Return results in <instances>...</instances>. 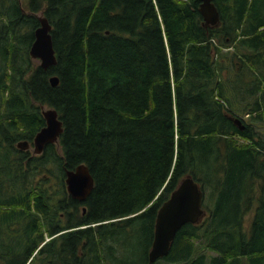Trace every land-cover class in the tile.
<instances>
[{
	"label": "trees",
	"instance_id": "1",
	"mask_svg": "<svg viewBox=\"0 0 264 264\" xmlns=\"http://www.w3.org/2000/svg\"><path fill=\"white\" fill-rule=\"evenodd\" d=\"M211 1L213 27L199 0H0V264H148L157 209L186 176L206 215L151 264H264V0ZM37 15L47 69L28 54ZM40 106L62 130L29 158L15 143L44 125ZM80 163L92 188L73 201L62 169ZM45 169L55 203L34 180Z\"/></svg>",
	"mask_w": 264,
	"mask_h": 264
},
{
	"label": "water",
	"instance_id": "2",
	"mask_svg": "<svg viewBox=\"0 0 264 264\" xmlns=\"http://www.w3.org/2000/svg\"><path fill=\"white\" fill-rule=\"evenodd\" d=\"M198 13L203 26H216L219 23L218 12L211 0H199ZM38 26L33 31V41L28 54L38 61L42 69L55 64L54 52L49 35L50 24L43 15H37ZM51 86L56 85L57 78L49 77ZM44 125L34 134L31 145L19 140L15 147L21 151L30 150L32 154H40L46 144L55 143L61 133V122L53 108L40 106ZM233 124L240 130L243 125L239 119L233 118ZM64 188L66 194L78 201H83L92 188V178L84 164H77L72 169H64ZM203 193L198 184L190 177H183L157 209L153 237L147 254V262L151 264L164 256L176 231L185 223L195 224L202 215L201 202ZM82 212L84 209L82 208Z\"/></svg>",
	"mask_w": 264,
	"mask_h": 264
},
{
	"label": "rangeland",
	"instance_id": "3",
	"mask_svg": "<svg viewBox=\"0 0 264 264\" xmlns=\"http://www.w3.org/2000/svg\"><path fill=\"white\" fill-rule=\"evenodd\" d=\"M220 50H221V52H226L223 48H220ZM229 52H230V50H228ZM32 62L34 63V64H38V61L37 60H35V59H32ZM44 108H47V107H45L44 106ZM243 118H245V116H242ZM262 123L264 124V120H262ZM254 124L256 125L255 126V130H256V133L257 132H262L263 131V129H264V126L263 125H261V124H259V123H256V122H254ZM255 137H257L256 136V134H255ZM235 138V140H237L238 142H244V141H242V140H240V139H238V138H236V137H234ZM31 145V144H30ZM26 152H25V155L27 156V157H29V158H31V157H33V156H38L39 154H32L31 152H30V150H25ZM57 152H59V150H57ZM60 153V152H59ZM47 175V170L45 169V170H41L35 177H34V180L35 181H37V182H40V180L43 178V177H45ZM46 178V177H45ZM49 182L47 183V184H45V186H47V187H49L50 189L47 191V193L52 197L51 199H50V203H55L56 201H57V198H58V195L57 194H55L52 190L53 189H55L56 188V184H55V182H53V179H54V177H51L50 175H49V177L48 178H46ZM65 191V190H64ZM207 194V192L205 191V194H203V195H205V200L207 199L206 198V195ZM201 209H202V215H201V217L199 218V220H198V222H200L204 217H205V215H206V210H205V208L203 207V206H201ZM248 217H249V214H247L245 217H244V220H245V222L248 220ZM197 222V223H198ZM43 238H45L44 236H43ZM206 254L207 255H212L213 253L212 252H210V251H207L206 252ZM36 260H37V257H36V259L31 263V264H35L36 263ZM43 264H46V263H43Z\"/></svg>",
	"mask_w": 264,
	"mask_h": 264
},
{
	"label": "flooded vegetation",
	"instance_id": "4",
	"mask_svg": "<svg viewBox=\"0 0 264 264\" xmlns=\"http://www.w3.org/2000/svg\"><path fill=\"white\" fill-rule=\"evenodd\" d=\"M24 151V150H23ZM41 154V153H40ZM62 175H63V182H64V170L62 169ZM63 187H64V184H63ZM64 190H65V188H64ZM65 194H66V192H65ZM67 195V194H66ZM68 196V195H67ZM69 197V196H68ZM70 198V197H69ZM72 199V198H71ZM73 201H78V200H76V199H72ZM67 213H70V212H65L64 214L62 213V212H60V213H58V216H59V218L61 219V220H63V216L65 215L66 216V214ZM68 215V214H67ZM69 223V222H68ZM52 226H54V225H52ZM55 226H57V225H55ZM58 227V226H57ZM70 229L69 228H66V229H61V230H59V231H57V232H55L53 235H51V236H49L48 237V235L44 232L43 233V236L45 237L44 238V241H48V240H50L51 238L52 239H54V238H56L58 235H60V234H63V233H65V232H68Z\"/></svg>",
	"mask_w": 264,
	"mask_h": 264
}]
</instances>
